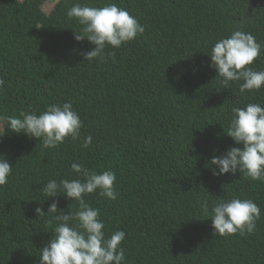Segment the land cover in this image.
Segmentation results:
<instances>
[{"label":"trees","instance_id":"1","mask_svg":"<svg viewBox=\"0 0 264 264\" xmlns=\"http://www.w3.org/2000/svg\"><path fill=\"white\" fill-rule=\"evenodd\" d=\"M0 0V132L7 117L71 102L81 138L57 148L5 129L0 154L13 166L0 186V264H40V250L60 221L47 213L55 200L78 210L63 193L43 196L49 180L75 179L71 164L116 174V200L96 193L105 234L123 230V264H264V181L243 173L213 175V155L237 146L227 135L233 107L264 106L259 91L225 87L209 67L211 48L239 27L262 45L251 67L264 71V2L251 0ZM116 3L145 26L143 35L108 47L107 62L83 61L94 45L77 42L81 26L67 16L76 3ZM92 136L87 148L82 138ZM242 147V145H239ZM218 171V169H217ZM251 199L261 209L252 234H213L209 209L220 199ZM44 215L38 217L35 209ZM75 224V221L70 222Z\"/></svg>","mask_w":264,"mask_h":264},{"label":"clouds","instance_id":"2","mask_svg":"<svg viewBox=\"0 0 264 264\" xmlns=\"http://www.w3.org/2000/svg\"><path fill=\"white\" fill-rule=\"evenodd\" d=\"M67 16L81 26L74 39L77 42L87 39L94 45L91 50L80 53L84 62H107L114 55L106 52L108 47L120 48L145 32V26L135 16L114 2L103 7L76 3L67 11ZM261 51L262 45L256 37L237 27L211 48L209 67L215 69L225 87L229 82L243 81L239 88L241 93L259 91L264 87V71H257L251 65L260 57ZM4 85V79H0V89ZM5 124V129L42 140L44 148H57L67 138H81L83 127L71 102L51 104L39 115L33 111L21 113V117H7ZM5 129L0 132V137L4 136ZM227 135L237 146L212 156L207 166H215L211 169L213 175L239 172L252 180L264 181V106L249 103L244 107H233ZM92 139L91 135L82 138L81 147L87 148ZM71 169L77 178L49 180L42 189L45 200L63 193L66 198L76 201L79 208L73 212L70 204V211L64 212L55 200L49 205L47 213L55 214L53 219L60 224L54 230V238L40 250V264H123L125 251L121 242L126 238L125 231L117 230L107 237L100 210L85 200L88 194L97 190L101 197L116 200L119 193L115 187V172L97 173L75 162ZM12 170L8 159L0 154V186L9 182ZM200 206L201 211L211 217L213 234L220 236L252 234L261 217L260 207L251 199H220L211 209L204 200ZM35 213L38 217L45 214L41 207H37ZM72 221L76 223H70Z\"/></svg>","mask_w":264,"mask_h":264},{"label":"rangeland","instance_id":"3","mask_svg":"<svg viewBox=\"0 0 264 264\" xmlns=\"http://www.w3.org/2000/svg\"><path fill=\"white\" fill-rule=\"evenodd\" d=\"M58 0H47L45 3H44V9L49 12L52 7L55 5V3L57 2ZM263 3V0H252L251 2V7H258V6H261Z\"/></svg>","mask_w":264,"mask_h":264},{"label":"water","instance_id":"4","mask_svg":"<svg viewBox=\"0 0 264 264\" xmlns=\"http://www.w3.org/2000/svg\"><path fill=\"white\" fill-rule=\"evenodd\" d=\"M251 2H252V0H251ZM263 2H264V0H263ZM263 4V3H262Z\"/></svg>","mask_w":264,"mask_h":264}]
</instances>
